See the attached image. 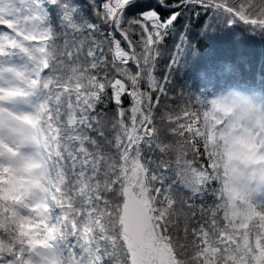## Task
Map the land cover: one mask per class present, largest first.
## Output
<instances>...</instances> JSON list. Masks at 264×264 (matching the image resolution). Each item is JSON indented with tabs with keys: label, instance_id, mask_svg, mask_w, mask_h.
Returning a JSON list of instances; mask_svg holds the SVG:
<instances>
[{
	"label": "snow or ice",
	"instance_id": "obj_1",
	"mask_svg": "<svg viewBox=\"0 0 264 264\" xmlns=\"http://www.w3.org/2000/svg\"><path fill=\"white\" fill-rule=\"evenodd\" d=\"M191 5L264 29V0H0V168L17 179L0 264H264V109L173 85L165 37Z\"/></svg>",
	"mask_w": 264,
	"mask_h": 264
},
{
	"label": "trees",
	"instance_id": "obj_2",
	"mask_svg": "<svg viewBox=\"0 0 264 264\" xmlns=\"http://www.w3.org/2000/svg\"><path fill=\"white\" fill-rule=\"evenodd\" d=\"M176 45L179 62L170 79L177 89L205 103L264 109V29L226 23L216 10L197 14L191 5L165 37V48L176 52Z\"/></svg>",
	"mask_w": 264,
	"mask_h": 264
},
{
	"label": "clouds",
	"instance_id": "obj_3",
	"mask_svg": "<svg viewBox=\"0 0 264 264\" xmlns=\"http://www.w3.org/2000/svg\"><path fill=\"white\" fill-rule=\"evenodd\" d=\"M235 165L243 168L249 163H255L257 157L254 155L255 148L249 147V142H237L230 145Z\"/></svg>",
	"mask_w": 264,
	"mask_h": 264
},
{
	"label": "rangeland",
	"instance_id": "obj_4",
	"mask_svg": "<svg viewBox=\"0 0 264 264\" xmlns=\"http://www.w3.org/2000/svg\"><path fill=\"white\" fill-rule=\"evenodd\" d=\"M7 171L8 170L5 168H0V185H3L5 183L9 185V190L7 194L10 197L12 193L16 190L17 179L13 177L10 173L6 176L4 173ZM0 192H4L2 188H0Z\"/></svg>",
	"mask_w": 264,
	"mask_h": 264
}]
</instances>
